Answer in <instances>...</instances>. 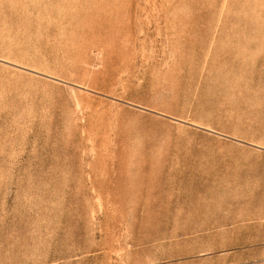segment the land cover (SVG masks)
<instances>
[{
    "label": "rangeland",
    "instance_id": "1",
    "mask_svg": "<svg viewBox=\"0 0 264 264\" xmlns=\"http://www.w3.org/2000/svg\"><path fill=\"white\" fill-rule=\"evenodd\" d=\"M0 264H264V0H0Z\"/></svg>",
    "mask_w": 264,
    "mask_h": 264
}]
</instances>
